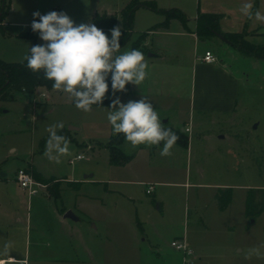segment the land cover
<instances>
[{"label":"rangeland","instance_id":"rangeland-1","mask_svg":"<svg viewBox=\"0 0 264 264\" xmlns=\"http://www.w3.org/2000/svg\"><path fill=\"white\" fill-rule=\"evenodd\" d=\"M5 1L9 7L0 20V58L18 62L25 59L31 46L45 43L32 31L34 12H64L79 25L93 23L96 12L106 11L117 14L118 26H122L119 12L130 0ZM156 1L160 7L181 5L191 23L199 5L216 9L226 13L223 25H230L231 31L246 29L248 40L264 44V25L263 29L251 30L264 22L249 24L246 17L239 20L246 0ZM3 5L4 0H0V13ZM163 18L139 6L131 38L117 54L133 50L140 33ZM172 21L168 29L158 27L141 39L137 50H147V77L138 86L133 84L129 100L119 98L126 104L147 97L163 126L181 129L191 121V130L184 131L189 143H176L170 156H154L153 146L134 148L124 138L119 145L126 153L137 151L136 159L126 165L110 163L107 142L113 132L107 113L111 105L92 106L90 112H84L75 107L69 94L44 86L36 87L32 94L18 92L12 100L0 98V181L7 182L0 184V219L4 215L8 221L19 218L11 226L18 244L11 252H23L29 234L33 240V225L40 217L51 218L49 201L59 208L71 207L95 225V260H80L70 240L53 261L44 260V254L35 255L36 245L32 244L30 252L22 254L26 264H182V253L171 240L184 232L195 251L193 264H264V210L255 218L245 215L248 190L264 187V60L242 53L217 36L210 38L215 43L209 39L196 42L182 33L178 19ZM206 48L221 55L240 74L233 112L210 111L201 116V112L190 110L193 62ZM153 52L156 55L150 56ZM202 70L197 66L198 73ZM59 122L70 141V155L55 163L44 153L47 129ZM78 153L85 157L76 159ZM29 164L51 178L52 185L61 186L59 199L39 191L28 204L14 175L19 167L29 166L32 171ZM136 172L144 181H159L152 193L146 192L145 184L113 180H134ZM69 180L77 181V185L70 186ZM225 182L234 185L232 197L229 205L220 209L216 192L219 183ZM37 200L40 207L34 203ZM27 216L32 221L29 234ZM257 248L260 254L249 256L250 250Z\"/></svg>","mask_w":264,"mask_h":264},{"label":"clouds","instance_id":"clouds-1","mask_svg":"<svg viewBox=\"0 0 264 264\" xmlns=\"http://www.w3.org/2000/svg\"><path fill=\"white\" fill-rule=\"evenodd\" d=\"M241 13L248 19L264 21L260 11H254L253 3L241 6ZM32 31L39 34L44 44L31 46L25 56L27 67L53 81L55 90L69 94L77 109L90 112L93 105L101 106L111 74L113 94L123 92L129 83L139 85L147 77L148 64L139 50L120 53L121 27L111 29V38L94 23L75 22L64 12L51 11L41 15L33 13ZM38 18V20L36 19ZM107 120L113 135L123 134L132 147L139 145L160 146L161 155L170 156L179 136L170 128L163 127L157 111L147 97L122 103L119 97L111 101ZM62 122L50 125L44 155L55 163L70 155V141L57 133ZM259 255V249H251L249 256Z\"/></svg>","mask_w":264,"mask_h":264},{"label":"crops","instance_id":"crops-1","mask_svg":"<svg viewBox=\"0 0 264 264\" xmlns=\"http://www.w3.org/2000/svg\"><path fill=\"white\" fill-rule=\"evenodd\" d=\"M235 1H239V0H235ZM246 2H250V3H254V0H246ZM242 3V2H241ZM173 7H181V5H175ZM164 8H169V7H164ZM181 9V8H180ZM264 9V0H259L258 3V8L257 10L260 11V13H262V10ZM220 10V9H219ZM199 11H216V12H220L218 10H211V9H206L204 7H202L201 5L198 6L196 13L193 16V22L191 23L190 21L188 22V26H189V30L185 29L183 26V31L182 33H187L188 35L192 36L194 38V40L197 42H199L198 35L196 34L195 27H196V17ZM111 13V12H109ZM226 14V13H225ZM226 16L223 17L222 20H220L219 22V26L222 30L224 31H231L230 30V25L227 26L226 24L223 25V21L225 19ZM246 16H244L243 14L241 15V19L244 21L243 19ZM135 18V15H134ZM247 18V17H246ZM173 20V19H172ZM169 22V25L167 27H165V29H168L171 25V23L173 21ZM190 20V19H189ZM249 24H257L259 22H264L262 20H256L255 18L253 19H249ZM263 25H260L259 27H255V28H251V30L253 29H259L262 28L263 29ZM161 28V27H160ZM150 30V31H149ZM146 31L147 34H149L152 31H156V29H148V30H143ZM146 34V36H147ZM207 41V40H204ZM210 42H214L212 40L209 39ZM144 44H146V42H143ZM215 43V42H214ZM227 44H229L228 42H226ZM226 43L222 44L225 45ZM230 45V44H229ZM231 46V45H230ZM207 50H210L215 56H216V60L213 62H208L206 60L203 59V55L205 54V52ZM147 52V50L145 51ZM151 55H156L155 52H153ZM197 66H199L200 68H203L204 70L200 71L198 73L197 71ZM193 67L195 68V72H193V81H192V88L190 91V110L191 111H199L202 113L201 116H207L206 113L212 111L214 113H228V112H233L234 108H235V104L237 103V94L239 91V83H240V74L235 73L231 68L230 65L227 63V61H225V59L219 55L218 53H214L210 48H206L204 53L202 55H196L194 62H193ZM208 69V71H207ZM199 74V75H198ZM199 77V78H198ZM134 85L131 83V87L129 89V91L125 92V93H119L113 96L112 100L115 97H119L121 99L125 98L127 100L130 99V95H132V91L134 90ZM142 91V90H140ZM149 91V90H148ZM147 91V92H148ZM159 90L156 91H149V93H157ZM213 92V93H211ZM159 93V92H158ZM211 94V96H210ZM126 100V101H127ZM191 121H187L186 124L180 129L182 132L185 131V127L187 126H191ZM165 128L168 127H172L174 129H179L176 128L174 126H170V125H166L163 126ZM191 130V127H190ZM113 132V130H112ZM113 135V134H111ZM110 135V136H111ZM225 135H219V137H223ZM188 137V142L190 141V137ZM124 139V137H123ZM122 139V140H123ZM121 140V141H122ZM162 145L163 142H161L160 146H153L152 150H153V155H160L161 153V149H162ZM176 145V144H175ZM121 147V146H120ZM122 148V147H121ZM133 157L130 161H128L126 164H131L137 156V151H134L133 153ZM30 166H35L34 164H29ZM25 167V166H24ZM27 167V166H26ZM35 169L42 174L43 177L47 178V175H44L41 171H39L37 169V167L35 166ZM4 174H2V176H4ZM134 177H137L134 180H128V179H113L117 182H137L140 184H149V183H153L154 184V189L155 190V184L158 183L159 181H154V182H150V181H144L142 179H140V175L136 172L133 174ZM86 177H90V175H87ZM14 179L15 175H14ZM88 180V179H87ZM75 183L77 181L75 180H69L68 183ZM7 183L6 181L3 182L0 181V184H4ZM69 183L70 186H72ZM5 185V184H4ZM75 186V185H74ZM234 185H231L230 183H219V187L218 188H224V187H232L233 188ZM61 188V186H60ZM147 188V186H146ZM21 193L25 196H27L28 199V204L30 205V203L33 202V196L36 195H29L27 193L26 190H24L23 188H21ZM42 193L46 192L48 193L50 196L51 193L49 192V189L47 188V190H41ZM152 191V192H153ZM147 192V191H146ZM150 192V193H152ZM148 193V192H147ZM38 201V200H37ZM35 201L34 203H37L38 206H41V202L40 201ZM246 202V201H245ZM50 205V210H48L49 213H51V218L47 219V218H39V223L35 224V226L33 225L34 229L36 230L35 236L33 237V240L31 239L30 236V231H31V226H32V221L29 219L30 217L27 216L26 218V228H28V234H29V241H26V244H24V248H23V252L24 254H27V252H30L31 250V245L34 244L36 245V252L35 255H37L39 257V254H44L43 259L46 261H53V260H57L58 257L65 248H67L68 246V242L70 240L73 241L74 247L73 249L76 250V256L80 258V260H95V249H94V238H95V234L93 232V228L95 227V225H91L88 222H86V220L83 218L82 215H80L79 213L77 214L75 211H73V209H71V207H60L56 204V202H48ZM71 210L75 216V218H71V217H66L65 213ZM47 212V211H46ZM84 213V212H83ZM5 215L3 219H0V264H8V263H23L26 264L27 263V258L25 257V255H22L23 252H20L18 255L16 253H12L15 250V247L17 244V237H16V233H15V229H12L11 226L13 225V221H18V217H16L15 219H11V221H8L7 219H5ZM21 220V219H20ZM30 222V223H29ZM11 230V232H10ZM132 233H135L134 230H132ZM175 238H182L185 240L186 244L188 245V240L186 237L185 232L183 234H179L178 236H176ZM173 240V239H172ZM171 240V241H172ZM22 244V243H21ZM23 245V244H22ZM189 246V245H188ZM190 247V246H189ZM191 248V247H190ZM14 249V250H13ZM12 251V252H11ZM194 251V249H193ZM15 252V251H14ZM182 253V252H181ZM194 255H195V251H194ZM182 256V260L184 264V255L183 253L181 254ZM200 258V257H199ZM195 261H196V257H195ZM194 261V263H195Z\"/></svg>","mask_w":264,"mask_h":264},{"label":"trees","instance_id":"trees-1","mask_svg":"<svg viewBox=\"0 0 264 264\" xmlns=\"http://www.w3.org/2000/svg\"><path fill=\"white\" fill-rule=\"evenodd\" d=\"M259 0H254V11L258 8ZM146 6L153 11H156L164 16V18L155 23L152 28L167 27L172 19H178L185 29L189 30L188 17L185 12L179 7H160L156 0H130L119 12L122 20V36L119 41L120 46L125 44L130 38L133 31L135 10L139 6ZM9 5L4 0V5L0 13V20L3 13L6 12ZM225 16L223 12L216 11H199L196 17L195 32L199 39H210L212 37H219L223 41L228 42L231 46L235 47L242 53L253 56L258 59L264 60V44L254 43L246 38L248 30L242 31H224L220 28L219 22ZM93 23L104 31L111 38V29L118 26V15L108 12H96L93 18ZM147 32L142 31L140 38L136 39L133 44V49L137 50L140 45L141 39L146 36ZM145 54L146 52H142ZM30 54V52H29ZM107 83L109 84V91L106 93L101 106H110L112 96L125 93L129 91L131 83L126 85V89L123 92H116L113 94L111 89V76L108 77ZM53 81L46 80L41 73H35L27 67V61L24 59L18 62H8L0 58V98L14 99L16 93L23 92L32 94L36 87L44 86L52 88ZM73 101V100H72ZM74 103V102H73ZM99 106V105H93ZM170 128L179 136L177 143L187 144L188 137L180 129ZM59 135L66 136L65 130H59ZM123 134L111 135L107 142V147L110 151V163L115 165H122L130 161L133 157V153H126L121 147L120 142L123 139ZM29 167V166H28ZM26 167L33 176L48 184V189L52 196L56 199L61 197V188L57 184H51V178H45L34 167L31 171ZM71 185H77V182L70 183ZM232 197V187L218 188L216 192V198L219 203L220 209H225ZM264 210V187H254L248 190L245 202V215L251 218H255Z\"/></svg>","mask_w":264,"mask_h":264},{"label":"built area","instance_id":"built-area-1","mask_svg":"<svg viewBox=\"0 0 264 264\" xmlns=\"http://www.w3.org/2000/svg\"><path fill=\"white\" fill-rule=\"evenodd\" d=\"M203 59L208 62H213L217 58L216 56L210 51L207 50L203 55ZM185 131H190V126L185 127ZM85 157L84 153H78L76 155V159H81ZM73 161V160H72ZM15 178L19 183V186L27 191L29 195L37 194L41 190H47L48 184L46 182L40 181L36 179L33 174L26 168V167H19L16 171ZM154 189V184L149 183L147 184L146 191L148 193L152 192ZM171 245L180 250L184 255V264H193L195 261V255L192 248H190L184 239L182 238H174L171 241Z\"/></svg>","mask_w":264,"mask_h":264},{"label":"water","instance_id":"water-1","mask_svg":"<svg viewBox=\"0 0 264 264\" xmlns=\"http://www.w3.org/2000/svg\"><path fill=\"white\" fill-rule=\"evenodd\" d=\"M65 216L66 217H71V218H75L73 212L71 210H68L66 213H65Z\"/></svg>","mask_w":264,"mask_h":264},{"label":"bare ground","instance_id":"bare-ground-1","mask_svg":"<svg viewBox=\"0 0 264 264\" xmlns=\"http://www.w3.org/2000/svg\"><path fill=\"white\" fill-rule=\"evenodd\" d=\"M1 264H3V263H1Z\"/></svg>","mask_w":264,"mask_h":264}]
</instances>
